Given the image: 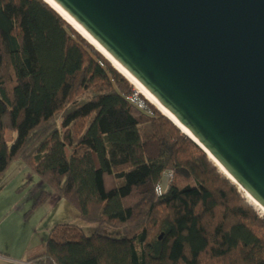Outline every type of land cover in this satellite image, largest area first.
Returning <instances> with one entry per match:
<instances>
[{
    "label": "trees",
    "instance_id": "16d2710c",
    "mask_svg": "<svg viewBox=\"0 0 264 264\" xmlns=\"http://www.w3.org/2000/svg\"><path fill=\"white\" fill-rule=\"evenodd\" d=\"M134 92L47 0H0V178L22 159L96 226L86 235L55 225L28 261L264 264V216L145 95L152 114L130 101Z\"/></svg>",
    "mask_w": 264,
    "mask_h": 264
},
{
    "label": "water",
    "instance_id": "95a60500",
    "mask_svg": "<svg viewBox=\"0 0 264 264\" xmlns=\"http://www.w3.org/2000/svg\"><path fill=\"white\" fill-rule=\"evenodd\" d=\"M54 1L264 207V0Z\"/></svg>",
    "mask_w": 264,
    "mask_h": 264
},
{
    "label": "rangeland",
    "instance_id": "374dc122",
    "mask_svg": "<svg viewBox=\"0 0 264 264\" xmlns=\"http://www.w3.org/2000/svg\"><path fill=\"white\" fill-rule=\"evenodd\" d=\"M134 87L138 90L135 84ZM13 136L15 132L7 130L8 144ZM64 223L79 226L86 235L96 228L24 160L12 161L0 178V264H34L28 258L42 251L55 225ZM106 233L122 235L116 230Z\"/></svg>",
    "mask_w": 264,
    "mask_h": 264
},
{
    "label": "bare ground",
    "instance_id": "6f19581e",
    "mask_svg": "<svg viewBox=\"0 0 264 264\" xmlns=\"http://www.w3.org/2000/svg\"><path fill=\"white\" fill-rule=\"evenodd\" d=\"M58 12H60L79 32H81L89 41H91L126 77H128L138 88V90L145 95L157 108H159L166 116L173 120L191 139L197 141L192 133L186 129L179 120L140 82L134 75H132L118 60H116L90 33L78 23L71 15H69L56 1L47 0ZM209 158L217 165V167L224 173V175L233 182L239 190L243 193L246 199L254 205V207L264 216V207L246 192L234 179V177L223 168L218 161L209 154Z\"/></svg>",
    "mask_w": 264,
    "mask_h": 264
},
{
    "label": "built area",
    "instance_id": "2783aa9c",
    "mask_svg": "<svg viewBox=\"0 0 264 264\" xmlns=\"http://www.w3.org/2000/svg\"><path fill=\"white\" fill-rule=\"evenodd\" d=\"M140 91L135 89V92L129 97L130 101H132L137 107L140 109L148 111V113L152 114L153 112L150 110L146 102L140 97ZM173 172L168 171L163 177L161 183L158 184L156 190L158 194H162L167 184L172 180Z\"/></svg>",
    "mask_w": 264,
    "mask_h": 264
},
{
    "label": "crops",
    "instance_id": "0c3cea01",
    "mask_svg": "<svg viewBox=\"0 0 264 264\" xmlns=\"http://www.w3.org/2000/svg\"><path fill=\"white\" fill-rule=\"evenodd\" d=\"M58 198V197H57Z\"/></svg>",
    "mask_w": 264,
    "mask_h": 264
}]
</instances>
